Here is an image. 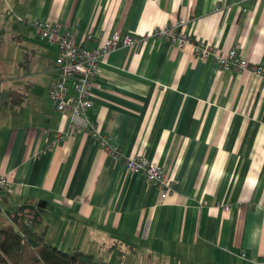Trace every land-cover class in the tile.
Here are the masks:
<instances>
[{
  "label": "crops",
  "instance_id": "1",
  "mask_svg": "<svg viewBox=\"0 0 264 264\" xmlns=\"http://www.w3.org/2000/svg\"><path fill=\"white\" fill-rule=\"evenodd\" d=\"M36 19L89 50L136 40L101 63L87 114L98 135L70 132L51 101L58 49L34 35ZM180 21L250 70L224 71L155 34ZM254 67L264 69V0H0V175L15 184L0 190L4 213L33 202L48 244L101 264H264V77ZM135 156L172 179L165 201L127 170Z\"/></svg>",
  "mask_w": 264,
  "mask_h": 264
},
{
  "label": "built area",
  "instance_id": "2",
  "mask_svg": "<svg viewBox=\"0 0 264 264\" xmlns=\"http://www.w3.org/2000/svg\"><path fill=\"white\" fill-rule=\"evenodd\" d=\"M30 25L38 39L58 49L57 80L50 91V98L56 110L69 117L70 132L87 131L98 135L94 125L88 120L87 114L93 107L91 89L99 76L101 63L105 57L118 48L133 47L136 40L130 36L124 39L116 36L101 47L89 50L77 42L74 32L65 31L48 20L36 19ZM184 25V22L180 21L163 30L155 31V34L171 40L180 49H184L188 45L192 46L193 52L198 58L203 61L212 59L224 71L244 72L250 70V63L236 49L222 53L215 47L194 39L193 35L184 31ZM253 72L258 77H264L262 67H254ZM59 136L63 139L68 134L60 133ZM102 146L112 157L121 158L120 152L111 147L107 141L103 140ZM125 162L127 170L144 174L148 183L160 190L162 201L173 194L174 182L157 164L140 156L127 157ZM14 185L6 176L0 175V190L12 193Z\"/></svg>",
  "mask_w": 264,
  "mask_h": 264
},
{
  "label": "trees",
  "instance_id": "3",
  "mask_svg": "<svg viewBox=\"0 0 264 264\" xmlns=\"http://www.w3.org/2000/svg\"><path fill=\"white\" fill-rule=\"evenodd\" d=\"M41 222L31 201L7 214L0 202V264H101L93 256L66 253L48 244L36 230Z\"/></svg>",
  "mask_w": 264,
  "mask_h": 264
},
{
  "label": "rangeland",
  "instance_id": "4",
  "mask_svg": "<svg viewBox=\"0 0 264 264\" xmlns=\"http://www.w3.org/2000/svg\"><path fill=\"white\" fill-rule=\"evenodd\" d=\"M27 33H29V31L28 30H26V33H25V35H22V37H20L21 38V40L22 41H25L26 43H28V41L26 40V38H27ZM6 34H8V33H6ZM32 35V34H31ZM35 35V34H34ZM24 36H25V38H24ZM29 44V43H28ZM27 44V46H29ZM27 46H24L23 45V48H22V51H24L26 48H27ZM19 53V47H18V45H16V48H15V46L14 45H11V57L14 55V57H15V55H16V53ZM12 59V58H11ZM13 60V59H12Z\"/></svg>",
  "mask_w": 264,
  "mask_h": 264
}]
</instances>
